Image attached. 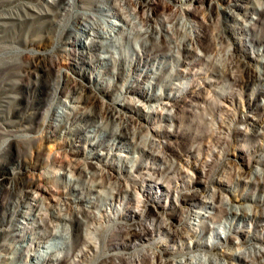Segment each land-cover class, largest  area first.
Instances as JSON below:
<instances>
[{
	"label": "bare ground",
	"instance_id": "6f19581e",
	"mask_svg": "<svg viewBox=\"0 0 264 264\" xmlns=\"http://www.w3.org/2000/svg\"><path fill=\"white\" fill-rule=\"evenodd\" d=\"M130 1L0 0V32L25 19L32 21L40 19L39 26L46 29V34L42 35L40 41L46 43L47 40L53 42L55 39L53 35H49L50 31L47 27L56 25L61 28L56 38L58 42L54 53L33 51V57L27 60L21 57L22 54L17 53L16 56H10L11 52L9 55H0V164L23 169L18 171L19 175L14 178L2 176L0 180V192L4 190L7 193L5 200L0 198V245L8 248L14 246L11 248L10 255L4 254L5 258H9L10 264H28L30 260L35 261L36 264H50V259H63L67 264H76L88 257L90 249L97 251L98 246L94 239L96 235L90 230L97 212L86 207L96 202L90 199L91 196L85 194L84 189L86 192H97L96 196L103 194L107 199L106 203L113 207L116 198L124 192V188L116 181L113 185H108V192L102 193L96 188L102 187L105 178L109 179L111 176L109 169L113 170L115 167L112 162H105L106 166L97 162L107 159L110 150L117 146L127 152L141 149L143 153L147 150L145 146H152L149 132H142L134 124L133 115L138 113L139 108L136 107V103L131 102L132 98L128 95L137 94L147 101L158 100L161 104L168 103L164 102V99L175 100L179 93L163 92L166 81L173 79L171 77H177L173 65H166L165 58L175 56L180 61L186 56H192L188 54L190 50L194 51L195 47L201 46L206 49L201 55L202 59L211 63L217 61L213 53L215 55L218 52L219 56L222 53L224 64L220 67L216 63L217 68L213 69L217 75L229 78L231 83L239 85L243 81H250L258 84L264 80V60L261 59L260 69L251 71L252 69H245L235 59V54L231 50L228 48L221 50L225 40V30L217 27L219 21L217 22L211 16L208 21L203 20L210 27V32L205 33L200 27L190 24L183 13L181 15L177 12H162L160 14L162 18H158L152 11L153 7L139 10L138 2L130 6ZM236 1L233 3L234 8L225 9L226 14L235 21L239 20L244 29L256 26L255 21H260V16H264V5L253 4L252 0ZM238 9L245 15L254 13L257 17L251 15V18H243ZM102 15L114 16L116 20L105 19ZM36 39L28 40V43L33 44ZM122 39L131 41V46H134V51L130 55L114 50L125 44V41H121ZM3 46L6 48L7 45ZM154 47L161 50L160 53H155ZM99 51H105V53ZM194 52L196 54V51ZM157 55L164 59H160L161 61L156 59ZM64 58L73 66L77 75L65 81L61 78L63 69L60 65ZM142 60H147L149 65L142 63ZM13 66H16V69L10 73L9 69ZM98 67L101 68L98 69ZM36 68L42 72H35ZM96 69L98 71H95ZM128 71L156 80L146 78V86L130 88L133 84L125 77ZM150 71L154 74H148ZM102 72L111 75L113 79L101 77ZM166 73L167 76L164 75ZM32 76H35V80ZM42 77H45L46 85L39 107L41 110H35L34 114L28 117L18 113L16 115L4 113L5 108L12 102L11 97L19 96L8 92L13 85L23 83L25 79L29 86L40 84ZM86 78L93 84L84 83L83 79ZM114 79L122 82L120 87L118 85L116 87L122 99H127L126 102L120 103L121 105L105 101L106 99L103 98V96H111L106 88L115 83ZM104 80H107L105 84ZM152 84L160 90L153 89ZM229 94L231 90L226 91L223 96L228 98ZM56 107H60L61 110H56ZM138 115L146 118L141 113ZM91 116L92 120H90ZM169 118H175V115L170 112L165 119ZM38 125L42 126L43 134L37 137H45L53 141L61 138L58 142L70 147L68 149L71 150L72 155L66 157L60 153L47 154L39 157L40 159L35 162H31L32 156H30L29 164L24 163L25 159L22 160L13 155L11 153L13 144L18 145L19 137L27 141L30 138H36L28 133L33 132ZM254 126L253 131L258 132L256 129L258 124ZM106 128H109V131ZM29 143L31 144V141ZM102 147L107 150H96ZM29 149L31 150V145ZM151 155H154L153 151ZM183 155L185 153L178 152L179 158L184 159ZM40 168L43 170H39L36 179L34 170ZM16 173L17 171H12L13 175ZM48 183H54L55 186ZM69 193H72V196L68 197ZM200 203L205 209L215 207L212 201ZM218 212L217 215L219 214L220 217L215 221L220 222L221 217L237 213L234 207L227 205H222ZM248 214L242 213V217H247ZM198 215L206 216L202 211H198ZM127 216V219L132 217ZM202 223L201 219L197 226L185 224L182 227H173L164 217H161L160 221L153 222V219H150L145 226L139 228L131 226L122 228L121 226L123 236L116 243V247L126 249L147 240L146 233L149 228L157 234L161 233L170 237L171 244L164 247L167 253L172 254L177 249L176 238L183 239L187 236H201L194 242L195 248L201 247L202 236L213 231L211 227L204 226ZM75 224H79V229H76ZM39 228L46 230L45 235L36 231L39 238L45 239L46 244L42 245L45 248L27 253L32 245L28 242L29 238H32L31 241L35 246L40 245L39 241L34 240L35 237L28 235L30 230ZM75 234H78V242L73 244L72 237ZM4 236H10L15 243L10 245L11 243L2 242ZM55 236L61 241L49 240ZM58 249L63 252V256L59 253H55V256L48 255V252ZM250 252L249 255L253 254V249ZM249 255L247 251H240V253L231 251L225 257L227 260L239 259L244 264H254L251 259H246ZM159 258H155L153 252L143 251L134 258L120 257L119 260L114 258L101 264H166ZM215 260L217 259L214 257L210 259L201 255L196 258V261L193 259L190 261L191 264H217Z\"/></svg>",
	"mask_w": 264,
	"mask_h": 264
},
{
	"label": "rangeland",
	"instance_id": "374dc122",
	"mask_svg": "<svg viewBox=\"0 0 264 264\" xmlns=\"http://www.w3.org/2000/svg\"><path fill=\"white\" fill-rule=\"evenodd\" d=\"M136 2L140 5L137 6L139 10L153 7L152 11L158 18H162L160 16L162 12H177L181 15L183 13L190 24L200 27L205 33L210 32V27L203 20L208 21L211 16L217 22L219 21L217 27L225 30V40L221 50L225 48L231 50L235 54V59L247 70L260 69L261 59L264 60V16H260V21L254 20L256 26L253 28L244 29L239 20H233L225 12V9L234 8L233 3L237 2L236 0H131L129 5L134 6ZM252 3L261 6L264 5V0H252ZM237 11L243 18H251V15L257 17L254 13L246 14V16L242 10ZM102 17L116 20L114 16L102 15ZM40 21V19L33 21L25 19L1 31L0 55H9L10 52V56L22 54L21 57L27 60L33 57L34 52L54 53L58 42L56 38L61 28L56 25L47 27L50 31L49 35H53L55 39L52 38L53 42L47 40L46 43H42L40 39L46 34V29L39 26ZM33 38L37 39L33 44H29L28 40ZM121 41H125V44L119 46L121 49L116 47L114 50L130 55L134 51L131 41L127 39ZM2 44L7 45L6 48ZM154 49L155 53L161 51L156 47ZM205 50L204 47L197 46L194 49L196 54L190 50L188 54L192 56H186L180 61L175 56L165 58L166 65H173L177 77H171L173 79L166 81L163 92L179 93L175 100L164 99V102L168 103L161 104L158 100L147 101L137 94L128 95L132 98L131 102L136 103V107L139 108L138 113L133 115L134 124L142 132H149L152 146H145L147 150H144V153L141 149L123 151L117 146L110 150L107 159L97 162L102 166H106L105 162H112L115 167L113 170L109 169L111 176L109 179L105 178L102 187L96 188L102 193L108 192V185H113L116 181L124 188V192L116 198L113 207L106 203L107 199L103 194L96 196L97 192H86L84 189L85 194L91 196L90 199L96 202L86 207L97 212L90 230L96 235L94 239L98 248L97 251L90 249L88 257L76 264H101L114 258L117 260L120 257L134 258L143 251L153 252L155 258L160 256L159 259H163L162 262L166 264H191V259L196 261V258L201 255L210 259L216 258L217 264L218 262L219 264H244L239 259L227 260L225 256L231 251L237 253L247 251L249 255L251 249L253 254L246 256V259H251L254 264H264V80L258 84L250 81H243L239 85L231 83L229 78L217 75L213 69L217 66L216 63L219 66L224 64L222 53L220 56L218 52L215 55L213 53L217 61L211 63L201 57ZM99 52L105 53V51ZM156 57L158 60L164 59L160 55ZM62 60L60 64L63 69L62 80L75 78L77 75L73 66L66 58ZM120 61L123 62L122 59ZM142 63L149 65L147 60H142ZM15 69L16 66L11 67L10 73ZM35 72L42 71L36 68ZM148 74L154 73L150 71ZM164 75L167 76V73ZM100 76L113 79L111 75L104 72ZM125 77L133 84L130 88L146 86L145 79H150L147 76H138L133 71H128ZM34 78L35 76H32L33 80ZM153 79L150 80H156ZM41 80L40 84L32 86L28 85L26 79L23 83L13 85L8 92L19 96L11 97L12 102L5 108L4 113L10 115L18 113L28 117L34 114L35 110H41L39 107L46 85L45 77ZM106 81L104 80V84ZM114 81L113 85L106 88L111 96H103V98L106 99L105 101L121 105L120 103L126 102L127 99H122L116 87L117 85L120 87L122 82L118 79ZM83 82L93 84L87 78L83 79ZM152 88L160 90L155 84H152ZM228 90H231V94L226 98L223 95ZM62 97L65 98V96ZM56 110L61 108L56 107ZM170 112L175 115V118L165 119ZM139 113L146 118H141ZM255 124H258V128L256 127L258 132L253 131ZM106 129L109 131V128ZM41 130L42 126L38 125L33 132L28 133L36 137L29 139L31 144L23 137H19L18 145L13 144L11 153L22 160L25 159L23 161L26 164L30 163V156H32L31 162H35L40 159L39 157L47 154L60 153L66 157L72 155L71 150L68 149L70 147L58 142L61 138L53 141L45 137H37L43 134ZM30 145L32 151L29 149ZM96 150L106 151L107 148L102 147ZM149 150L153 151L154 155H151ZM178 152L185 153L184 159L179 158ZM14 167L0 164V180L2 176L14 178L19 175L18 171L23 170L21 167ZM39 170L43 168L34 170L36 179ZM12 171L17 173L13 175ZM48 184L55 186L54 183ZM67 196H72V193ZM6 197L7 193L2 190L1 200H5ZM209 201L213 202L214 208L205 209L200 203ZM195 202L197 203L194 205ZM222 205L234 207L237 213L221 217V222L215 221L220 217L217 212ZM198 211L205 212L206 216L200 217ZM245 212L249 214L243 218L242 213ZM127 215L132 216L131 219H127ZM161 217H164L173 227H182L185 224L197 226L202 219V224L211 227L213 231L202 236V246L196 248L194 242L201 236L176 238L177 249L172 254L164 250L167 244H171L170 237L161 233L157 234L151 228L146 233L148 239L138 245H132L126 249L116 247V243L122 239L123 227L139 228L145 226L150 219L158 222ZM75 225L76 229H79V224ZM36 231L46 234L43 228L30 230L28 235L35 237L34 240L39 241L40 245L35 246L31 241L32 238H29L28 242L32 245L27 253L45 248L42 246L46 244L45 239L39 238ZM77 235L72 237L73 244L78 242ZM49 240L61 241L56 236ZM1 241L11 243L10 245L15 243L10 236H4ZM12 247L14 248L13 245L10 248L0 245L2 254H0V264L11 263L5 255L11 254ZM55 253L63 256V252L59 249L48 252V255L55 256ZM49 263L67 264L63 259H50ZM28 264H36V262L30 260Z\"/></svg>",
	"mask_w": 264,
	"mask_h": 264
}]
</instances>
